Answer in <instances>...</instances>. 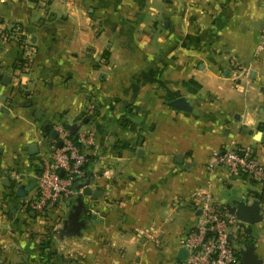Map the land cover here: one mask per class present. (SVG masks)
Returning <instances> with one entry per match:
<instances>
[{"label":"crops","instance_id":"1","mask_svg":"<svg viewBox=\"0 0 264 264\" xmlns=\"http://www.w3.org/2000/svg\"><path fill=\"white\" fill-rule=\"evenodd\" d=\"M263 22L264 0H0V34L18 27L32 51L20 67V44L0 37V264H183L198 187L225 207L255 200L212 151L251 145L264 164ZM180 96L192 111L169 105ZM47 124L92 131L89 185L103 192L52 223L16 194L35 184ZM65 220L84 226L61 236ZM242 226L264 264V219Z\"/></svg>","mask_w":264,"mask_h":264},{"label":"built area","instance_id":"2","mask_svg":"<svg viewBox=\"0 0 264 264\" xmlns=\"http://www.w3.org/2000/svg\"><path fill=\"white\" fill-rule=\"evenodd\" d=\"M260 36L258 50L264 49V22ZM0 37L4 41L20 44L23 51L19 60L30 63L32 51L27 47L21 29L10 27ZM52 129L57 131V136L50 138L49 151L41 159L34 188L24 199V208L43 218L46 223H52L51 216L55 215L62 203L82 192L83 187L79 190L73 188V181L84 175L88 156L83 147L93 144L90 129L74 134L62 124H56ZM58 141L61 145H58ZM212 159V165L222 168L228 175L245 174L258 185L259 194L255 199L259 200L264 219V164L254 148L251 145L217 148L212 151ZM12 175L20 177L15 172ZM192 200L198 215L193 229L181 241V247L187 251L183 264H242L239 249L230 238V228L239 226L238 235L241 236L245 223L216 201L208 188L198 187L193 192ZM59 220L56 218L54 222Z\"/></svg>","mask_w":264,"mask_h":264},{"label":"water","instance_id":"3","mask_svg":"<svg viewBox=\"0 0 264 264\" xmlns=\"http://www.w3.org/2000/svg\"><path fill=\"white\" fill-rule=\"evenodd\" d=\"M169 105L174 107L177 110H185V111H192V107L189 104V100L183 96L177 97L169 102ZM76 125L69 126V129L72 134L76 131ZM46 130H49L51 138L55 139L57 136V131L50 128V125L45 126ZM260 137V135H258ZM257 136V137H258ZM258 137V138H259ZM264 139V136L262 140ZM58 145H61V142L58 141ZM30 152L36 153L37 152V145L31 144L30 145ZM34 182H31L28 185L21 184L16 189V194L19 197L24 198L26 196V193L31 191L34 188ZM83 196H90L93 199L99 198L102 196L103 192L98 189H93L88 184L83 187L82 192L78 195ZM77 195V196H78ZM226 196V195H225ZM228 198V195L226 196ZM226 207L228 210L234 214L237 219L245 224L253 225L257 224L262 221V215L260 213V206H259V200L255 199L252 202H249L248 198H240V199H231L226 203ZM73 227L68 226V221L65 220L62 228L60 229L61 236H71L74 234H78L80 231V228L84 226V221L81 222H75L72 224ZM246 232L244 231L243 234L238 239V245H241L240 248H238L240 253V258L242 261V264H262V260L258 258V256L255 254V244L254 241H251L248 243V239H245ZM246 240V241H245ZM187 251L181 247L178 252V258L182 261L186 259Z\"/></svg>","mask_w":264,"mask_h":264},{"label":"trees","instance_id":"4","mask_svg":"<svg viewBox=\"0 0 264 264\" xmlns=\"http://www.w3.org/2000/svg\"><path fill=\"white\" fill-rule=\"evenodd\" d=\"M24 62H26V61L21 60L18 63V66L21 67L22 65H24ZM44 132L46 135H49V133H50L49 130H46V129ZM89 161H90V158L88 157V161L86 162V165L84 166V175L82 177L75 178L73 181V188L76 190L81 189L82 187L90 184V182H91V167H90Z\"/></svg>","mask_w":264,"mask_h":264},{"label":"flooded vegetation","instance_id":"5","mask_svg":"<svg viewBox=\"0 0 264 264\" xmlns=\"http://www.w3.org/2000/svg\"><path fill=\"white\" fill-rule=\"evenodd\" d=\"M70 227H73V225L71 224V225L69 226V228H70Z\"/></svg>","mask_w":264,"mask_h":264},{"label":"rangeland","instance_id":"6","mask_svg":"<svg viewBox=\"0 0 264 264\" xmlns=\"http://www.w3.org/2000/svg\"><path fill=\"white\" fill-rule=\"evenodd\" d=\"M262 229V228H261ZM263 230H261V232H262Z\"/></svg>","mask_w":264,"mask_h":264}]
</instances>
